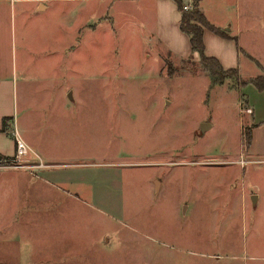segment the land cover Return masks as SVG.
<instances>
[{
    "label": "rangeland",
    "instance_id": "obj_1",
    "mask_svg": "<svg viewBox=\"0 0 264 264\" xmlns=\"http://www.w3.org/2000/svg\"><path fill=\"white\" fill-rule=\"evenodd\" d=\"M26 4L0 0V62L18 73L30 62L15 110L30 153L0 162V264H264L247 85H213L198 56L157 44L134 6L64 0L56 22L22 14ZM204 9L234 25L242 80L262 73L264 0Z\"/></svg>",
    "mask_w": 264,
    "mask_h": 264
},
{
    "label": "crops",
    "instance_id": "obj_2",
    "mask_svg": "<svg viewBox=\"0 0 264 264\" xmlns=\"http://www.w3.org/2000/svg\"><path fill=\"white\" fill-rule=\"evenodd\" d=\"M17 1L19 4L27 3L26 6H20L22 14L28 13L29 15L38 18L43 17L50 11H55L56 14H59V18L56 17V22L61 20V14L63 13L62 3L64 0H16V2ZM113 2L116 3L115 6H121L123 3H125V6H134L136 13L139 14V20L143 25L142 29L152 30L153 36L156 38V43L167 47L173 55L178 56L181 59H187L193 55L190 38L181 29V13L178 9L176 0H113ZM200 8L206 15L204 0L200 1ZM206 17L209 19V16L206 15ZM211 23L220 29H224L231 37L225 38L206 28L204 31L206 55L217 58L226 69L237 68L239 70L240 78L244 79L240 72L241 54L244 50L240 48L239 37L233 34L232 30L234 29V25L231 24L229 20L225 22ZM26 24L27 23H24L25 26ZM58 25L62 26V23H59ZM82 26L83 27L80 26V28L85 29L89 26V23L83 22ZM235 37H237V39ZM60 43H62V39H60ZM26 44H28V46L32 45L31 42H25L24 40L22 53L27 51ZM194 56L200 58L198 53H194ZM43 57H48V55L46 54ZM250 57L253 60L255 59L252 55ZM28 59L29 57L22 55V68H20L19 73L15 67L11 70L6 67L4 63L0 62V154L11 159L15 158L17 154V141L14 132L15 130H18L20 133L15 112L16 82L18 85V77L23 80H21L22 83L26 82L27 74L25 71L28 67L27 65L25 66V63L30 64V62L27 61ZM257 62L260 72L262 71V73H258L257 76H259L264 74V66L258 60ZM252 78H250L249 81ZM246 85L247 86L240 88V95L245 96L246 105L252 109V112L248 113L250 115L248 120L252 126V141L249 152L255 155H263L264 90H260L253 83H247ZM246 89L255 96H250L248 92H244ZM5 117H13V119L8 122V131L2 130ZM8 174L9 172H4L3 176H7Z\"/></svg>",
    "mask_w": 264,
    "mask_h": 264
},
{
    "label": "trees",
    "instance_id": "obj_3",
    "mask_svg": "<svg viewBox=\"0 0 264 264\" xmlns=\"http://www.w3.org/2000/svg\"><path fill=\"white\" fill-rule=\"evenodd\" d=\"M200 1L201 0H192L191 7H189V9H185V6H187V4L184 2V0H176L178 9L181 13V29L190 38L193 51L192 56H194V53L199 54L201 63L204 65V68L212 78L213 85L223 84L229 79H235L240 82L242 86L246 85L247 83H253L260 90H264V76H256L250 81L242 80L237 68L226 69L217 58L209 57L206 55V46L204 42V31L206 28L222 35L225 38H229L231 36H229V34L224 30L216 27L208 20V18L200 8ZM12 119V117L4 118L2 128L3 131L9 130L8 122ZM251 141L252 130H248L245 128L243 132L244 146L246 148H249L251 145ZM9 159L11 158H6L0 154V162Z\"/></svg>",
    "mask_w": 264,
    "mask_h": 264
},
{
    "label": "built area",
    "instance_id": "obj_4",
    "mask_svg": "<svg viewBox=\"0 0 264 264\" xmlns=\"http://www.w3.org/2000/svg\"><path fill=\"white\" fill-rule=\"evenodd\" d=\"M185 9H189V6H185ZM246 111L248 113H251L252 109L247 108ZM15 138L17 141V154H16L15 159L20 161L30 153V149H29L28 145L21 139V136H20V133L18 132V130H15Z\"/></svg>",
    "mask_w": 264,
    "mask_h": 264
},
{
    "label": "water",
    "instance_id": "obj_5",
    "mask_svg": "<svg viewBox=\"0 0 264 264\" xmlns=\"http://www.w3.org/2000/svg\"><path fill=\"white\" fill-rule=\"evenodd\" d=\"M207 125H208L207 123H203V124H202V128H203L204 130L207 129ZM257 198H258L257 195H254V196H253V200H254V201H257Z\"/></svg>",
    "mask_w": 264,
    "mask_h": 264
}]
</instances>
